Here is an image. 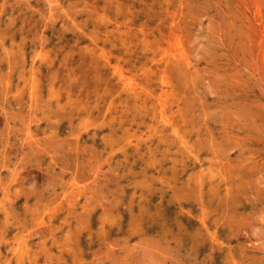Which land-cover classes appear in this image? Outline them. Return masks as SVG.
Instances as JSON below:
<instances>
[{
  "label": "rangeland",
  "instance_id": "1",
  "mask_svg": "<svg viewBox=\"0 0 264 264\" xmlns=\"http://www.w3.org/2000/svg\"><path fill=\"white\" fill-rule=\"evenodd\" d=\"M0 264H264V0H0Z\"/></svg>",
  "mask_w": 264,
  "mask_h": 264
},
{
  "label": "bare ground",
  "instance_id": "2",
  "mask_svg": "<svg viewBox=\"0 0 264 264\" xmlns=\"http://www.w3.org/2000/svg\"><path fill=\"white\" fill-rule=\"evenodd\" d=\"M120 73V72H119ZM117 75H119V74H117ZM121 80H122V78H121Z\"/></svg>",
  "mask_w": 264,
  "mask_h": 264
}]
</instances>
